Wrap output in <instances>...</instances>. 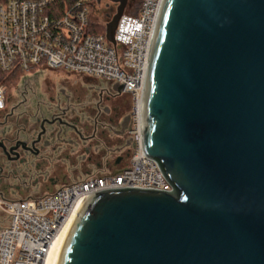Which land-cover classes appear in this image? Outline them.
Here are the masks:
<instances>
[{
	"label": "water",
	"instance_id": "obj_1",
	"mask_svg": "<svg viewBox=\"0 0 264 264\" xmlns=\"http://www.w3.org/2000/svg\"><path fill=\"white\" fill-rule=\"evenodd\" d=\"M141 131L173 190L86 195L55 264H264V0L161 1Z\"/></svg>",
	"mask_w": 264,
	"mask_h": 264
},
{
	"label": "built area",
	"instance_id": "obj_2",
	"mask_svg": "<svg viewBox=\"0 0 264 264\" xmlns=\"http://www.w3.org/2000/svg\"><path fill=\"white\" fill-rule=\"evenodd\" d=\"M0 0V72H20L22 79L41 70L73 74L121 84L133 106L127 130L129 150L116 170L101 168L42 198L4 200L8 215L0 225V264H45L51 246L76 215L86 195L105 189L139 187L173 190L157 161L144 153L141 99L152 35L162 0H143L138 15L124 13L114 39L96 32L88 0ZM9 88L0 84V111ZM124 162V164H123Z\"/></svg>",
	"mask_w": 264,
	"mask_h": 264
},
{
	"label": "flooded vegetation",
	"instance_id": "obj_3",
	"mask_svg": "<svg viewBox=\"0 0 264 264\" xmlns=\"http://www.w3.org/2000/svg\"><path fill=\"white\" fill-rule=\"evenodd\" d=\"M114 5L117 11L118 3L107 4V22ZM39 74L10 87L0 111L4 200L42 198L101 168L116 170L129 146L130 118L121 113L128 93L104 80L82 89Z\"/></svg>",
	"mask_w": 264,
	"mask_h": 264
},
{
	"label": "rangeland",
	"instance_id": "obj_4",
	"mask_svg": "<svg viewBox=\"0 0 264 264\" xmlns=\"http://www.w3.org/2000/svg\"><path fill=\"white\" fill-rule=\"evenodd\" d=\"M142 0H129L124 13L127 14H133L136 12L137 7L140 5ZM110 3V0H93V10H92V18L95 22H107L106 19V13L108 12L107 4ZM115 10L112 11V15L115 14L116 12V5H114ZM40 74L41 79L47 77L48 79H52L54 81H60L62 82H67L69 86L71 87H79V88H84L88 84H93V83H99L101 79L99 78H92L84 75H79V74H73L65 70H41L38 71ZM36 72V73H38ZM34 72V74H36ZM34 74H29L28 76H33ZM22 80V76L17 80V82L8 84V88L12 87L13 85H16L17 83ZM11 89V88H10ZM81 89V90H82ZM10 92V91H9ZM122 100V99H121ZM121 100L119 101H114L113 105H119L121 104ZM133 106V99L130 94L124 97V106H122L121 113L124 115V118L127 115H130L131 109ZM130 126V124H129ZM128 138V136H127ZM129 148L127 147L126 151H128ZM124 164V162H123ZM84 174H81L80 178ZM8 221V215L0 210V225H5Z\"/></svg>",
	"mask_w": 264,
	"mask_h": 264
},
{
	"label": "trees",
	"instance_id": "obj_5",
	"mask_svg": "<svg viewBox=\"0 0 264 264\" xmlns=\"http://www.w3.org/2000/svg\"><path fill=\"white\" fill-rule=\"evenodd\" d=\"M73 0H55L54 1V5L53 8L57 11V12H62L65 2H67L68 4H71ZM89 4L93 3V0H88ZM143 1V0H142ZM141 1V3H142ZM141 3L140 5L137 7L136 12L133 13L132 15H138L140 8H141ZM91 9H93L91 7ZM92 11V10H91ZM105 23L107 24L108 22H95L92 25V28L94 31L96 32H105ZM21 77V73L20 72H13V73H4V72H0V84H6L8 86V84H12L17 82V80Z\"/></svg>",
	"mask_w": 264,
	"mask_h": 264
},
{
	"label": "bare ground",
	"instance_id": "obj_6",
	"mask_svg": "<svg viewBox=\"0 0 264 264\" xmlns=\"http://www.w3.org/2000/svg\"><path fill=\"white\" fill-rule=\"evenodd\" d=\"M72 221H73V219L69 222V224H67V226L63 229V231L59 234V236L53 242L51 249L47 255V258L45 260V264H55L57 255L59 253L61 245L64 241V238L66 236V233H67Z\"/></svg>",
	"mask_w": 264,
	"mask_h": 264
}]
</instances>
